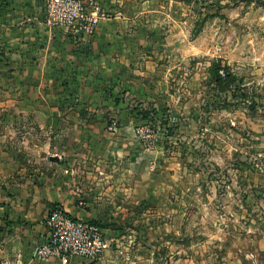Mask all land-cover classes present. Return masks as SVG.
<instances>
[{
  "label": "crops",
  "instance_id": "0c3cea01",
  "mask_svg": "<svg viewBox=\"0 0 264 264\" xmlns=\"http://www.w3.org/2000/svg\"><path fill=\"white\" fill-rule=\"evenodd\" d=\"M96 1L107 17L84 36L49 28L45 0H0V258L63 264L35 257L59 207L99 223L113 244L97 261L69 264L175 259V214L192 195V176L166 145L176 136L150 152L135 129L149 111L180 126L198 102L179 87L205 78L185 82L191 42L180 3Z\"/></svg>",
  "mask_w": 264,
  "mask_h": 264
},
{
  "label": "rangeland",
  "instance_id": "374dc122",
  "mask_svg": "<svg viewBox=\"0 0 264 264\" xmlns=\"http://www.w3.org/2000/svg\"><path fill=\"white\" fill-rule=\"evenodd\" d=\"M173 1L191 42L185 82L205 79L179 87L198 107L166 145L181 151L192 195L175 214V259L161 263L264 264V0Z\"/></svg>",
  "mask_w": 264,
  "mask_h": 264
},
{
  "label": "built area",
  "instance_id": "2783aa9c",
  "mask_svg": "<svg viewBox=\"0 0 264 264\" xmlns=\"http://www.w3.org/2000/svg\"><path fill=\"white\" fill-rule=\"evenodd\" d=\"M96 0H45V22L51 29L68 28L84 36H93L100 21L106 18ZM174 122V120H173ZM161 124L145 121L135 134L146 150L153 149L162 135ZM111 132L118 131L112 121ZM46 240L35 251L39 260L57 258L69 264L74 257L97 261L113 247L103 228L94 222L74 219L62 208H54L45 220Z\"/></svg>",
  "mask_w": 264,
  "mask_h": 264
},
{
  "label": "trees",
  "instance_id": "16d2710c",
  "mask_svg": "<svg viewBox=\"0 0 264 264\" xmlns=\"http://www.w3.org/2000/svg\"><path fill=\"white\" fill-rule=\"evenodd\" d=\"M215 76H216V82H220L222 77L218 74V71ZM140 114L142 116V120L144 121H152L154 123H160L161 126H163V128L165 129L166 138L174 136L175 132L179 129V123L178 122L174 123L173 120L170 118L171 116H164V114L157 115L153 111L141 112ZM170 131L171 133L169 134L168 132ZM94 223L101 226L97 222Z\"/></svg>",
  "mask_w": 264,
  "mask_h": 264
}]
</instances>
